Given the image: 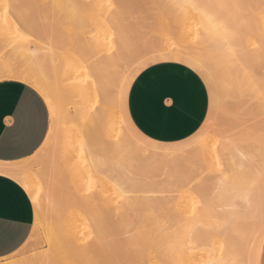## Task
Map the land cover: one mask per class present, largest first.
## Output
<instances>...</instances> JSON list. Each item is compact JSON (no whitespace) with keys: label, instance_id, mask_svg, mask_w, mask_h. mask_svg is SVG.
<instances>
[{"label":"bare ground","instance_id":"obj_1","mask_svg":"<svg viewBox=\"0 0 264 264\" xmlns=\"http://www.w3.org/2000/svg\"><path fill=\"white\" fill-rule=\"evenodd\" d=\"M24 1L25 0H0V12L1 10H3L4 12L3 11L2 12L4 14L7 13L5 11V8H7L8 9L7 11L11 10L12 14L16 15V17L20 19V21H22L23 24L27 25L29 28L34 29V24L28 18L29 16L27 18L25 17L22 18L18 16L20 14V5H24L22 4ZM48 1L52 5V7L56 8V10L57 8H59L58 10H60V8L63 9L64 2L62 0H48ZM73 1L74 0H72V2ZM89 1L94 5L95 9L97 10V12L95 11L96 14L98 13L100 15V12L102 11L101 0H89ZM61 2L63 3L62 5ZM168 2H169L168 7L171 8L172 10L173 9L179 10L181 11V13L182 12L184 13L183 15L186 14L188 15V14H192V12H196V16H198L201 19L202 29L200 31V35L204 39L203 41L207 42V44L203 46V49L205 52H207V54H209L208 57L211 59V63L213 64L212 66H214V68L217 67L218 69L220 68L219 71L220 70L223 71L222 67H224L230 62L231 64L234 65H237V63H239L240 65V63H243L247 66H253L257 64L258 66H261L262 64H264V48L261 47L262 45H264V9L261 8V5L264 4V0H242V1L193 0V2L195 3L206 6V8L198 9L196 11H191L190 9L170 7V5H172L173 3L182 2V0H168ZM67 3L68 2H66V4ZM75 3L76 2L74 1V5ZM226 3H234V4L237 3V5H235L234 7V10L232 9L233 12L231 14H229L230 12H225V11H229L228 9L225 10L224 5H226ZM233 5L231 8H233ZM248 5H252L254 7H248ZM68 7L69 5L67 6V9H69ZM73 8L75 9L76 7L72 6L71 9ZM53 10L55 9L53 8ZM68 11H70V9ZM202 11H206L208 15L202 16L201 15ZM119 12L120 11L117 10L112 15H108L107 13H102L101 14V18H102L101 22H103L102 24L110 20L112 21L117 20L116 22L119 24L118 21L120 17ZM3 13L2 15H0V42H3L4 44L8 43L7 46L12 44L11 42H14L13 46L15 45L16 46L13 47V49L19 50V52L21 53H25L27 55V59H30L32 57H37L38 56L37 52L39 50V46L36 47L37 44L33 43L34 49H30L29 47H27L28 44H26L27 46L22 47L23 44H21V41H20L21 44L20 46L22 48L17 46L15 40L17 38H21V39L24 38L22 37V35L20 36V32H19L20 30L16 26L17 24L15 23V21L12 20L11 14L7 13V15L6 14L3 15ZM65 13H67V11ZM74 13L76 15L77 12ZM74 13L72 12V15ZM209 16L212 17V23L209 22ZM97 17L99 18V16ZM97 21L100 22V20ZM216 25L224 26V29L226 30L227 35L229 36V41L227 43L223 40H220L214 34L215 31L214 26ZM184 40L185 38H180L179 41L182 42ZM30 42L31 40L29 41V43ZM155 51L156 50H154V52ZM179 51L180 53H178V55L169 54L168 52L167 53L163 52L158 54L155 53L156 54L155 56L152 57L148 56L144 60L141 59L142 61H140L136 65L138 66L137 68L138 70L136 73H138L139 70H141L146 65H149L151 63L161 62V61L165 62L168 60L169 61L183 60L187 62L186 63L187 65L188 64L192 65V67H190L191 69L199 70V72L203 70L204 77L205 78L206 76L209 77L205 68H203V64L204 62H206L205 59H208V57L202 59L199 50L192 48V45L184 46V48L180 49ZM45 58H42L44 59L43 60L44 62L42 60L40 61L41 64L44 63L43 69L39 67V69L41 68L42 70H39L38 67L33 66L34 60H32L33 62L32 64H29L27 61L24 62L23 60L22 65L21 64L18 65V63H11L8 61H1L0 78H10L21 81H27V83L30 84L33 88L39 89L41 92H43L44 99L46 98L47 100H50L51 104L56 107L57 118L54 117L50 125L51 134H49V132L46 134V137L42 145L43 147H48L49 154L46 157V159L47 161H50L52 163L51 165L53 166V171L55 172V174L59 175L57 171H62L63 176L65 175L64 176L66 179L65 188L67 190V194L66 196L65 195L63 196L62 194V196L65 197L64 202L63 200H61L62 197L60 196L59 193L58 196H55L56 193H54V189H53L54 188L53 184L55 183L52 182L53 180L52 178L54 177L55 174L51 178L48 177L49 180L52 179L50 181L46 176L45 179L40 180L34 177V175H32V173L28 169L29 165L27 166V163L24 160L18 162H12V163L11 162L5 163L0 161V174L7 176L15 180L17 183H19L25 189L28 195H30L29 197L32 203L34 202L36 204V205L34 204L36 208L38 206L37 205L38 199L42 198L47 205V209H45L47 211L46 215L49 214L48 216H51L52 219H54L52 220L54 222L50 221L51 224L49 223L48 226L47 225L45 226L46 233L44 232L45 235H47V237L46 236L45 237L47 238L48 243L51 247L50 250L48 248V250L50 251V252L48 251L49 254L43 253L44 256L41 255L38 256V258H33L34 261L28 260L27 262L26 260L21 259V261L17 260V262L10 264H218L217 263L218 260L220 261V264H248V261L250 258H252L253 254H254V259L257 262L259 244L264 234V211H262V208H264V204H262L261 202V194H259L260 197L256 195L257 193H261V191H259V189H256V191L258 190L259 192L253 191L255 195L252 194L249 200L238 198V196L235 194L237 190L242 188V183H244L245 181H248L249 183V180L247 179H251V178L247 176L246 177L247 179L244 180V182H241V185H239L240 184L239 182V184H237L239 186H236V184H234L235 180L233 181V185L231 184L233 177L236 176V173L235 175L232 173L236 171L234 170L231 173L232 175H234L233 177L231 175L228 176L226 173L223 172L224 174L222 173V178L225 175L226 176L224 178L230 177L231 179L230 178L229 179L231 180V183L229 180L226 179V183H228L226 184L225 180H223L224 178L223 179L218 178L217 179L218 181H216L218 184H220L221 186L222 185L224 186V184L228 185L225 186V189L223 187L224 189L223 191L222 190L219 191L222 192L221 196L218 194L220 197L216 198L215 195L214 196L215 200H213L215 201V203L213 204H212V199L210 197L209 198L207 197L208 200L206 201V203L204 205H200V207L194 212L190 211V206L191 204H193L191 203L192 200L196 198L193 196L191 191L194 188L192 186H188L190 185L189 181L188 182L183 181L184 182L183 184L181 182H178L176 186L177 188L175 187L174 190L169 189V191H173V193H175L172 197L173 200L171 201V203L173 202V204L170 205L169 208L165 207L164 201L167 200L165 195L162 196H164L166 200H164L163 197H160V194L158 195L159 197L157 196V194H156L157 197L151 194L152 198L150 199H147L145 196L144 199L141 197L142 195L141 196L139 195V197H137L138 195L135 196L132 193H131L132 195L131 194L126 195L125 193H128L129 189L133 190L135 188L136 190L137 189L143 190L144 187L146 188V190L152 189L153 193L154 192L158 193L159 191L163 193L164 192L163 189H166V186L164 187V184L160 185L158 182L159 179L158 180L154 179V182H158L156 185L152 180H148L150 182H147L148 184L146 183V185H143V183L142 184L137 183V181L134 182L126 181L125 178H124L125 181L123 180L117 181V178L115 179V181H113L114 177L112 178V184L111 182H107L106 181L107 179L104 180L102 178V169H103L102 165L105 164L109 154L110 156L111 155L113 156L112 153L115 152V154L117 155L116 151L119 153L126 148L127 150H129L130 147L134 145L135 147L133 148H136L137 143L135 144V142L137 141H135L133 139L134 137L131 136L133 134V136L135 135L137 140L138 139L140 140V141L138 140L139 144L143 142L145 143L144 145L151 146L150 149L151 152L149 151L150 156L147 155V157L149 156L147 158L149 162L146 160L145 165L146 166L150 165L151 167L154 168L157 163H160L161 161H163L161 163H164V161H166V158L164 157L165 155L176 154L178 152L176 146L177 143L179 142L162 143L160 141L150 139L145 135H143L135 127L128 114L127 96L131 83L133 82L132 79L136 74H134L132 78H130L129 80L127 79L128 81L120 89L118 95L113 96L114 93L116 92L113 93L111 91V84H110L111 82L109 80V77L112 76L109 70L110 67L113 66L114 63L113 58L96 59L95 61L92 62V64L90 63L91 64L90 67L83 65L81 63L82 61L80 60V58L78 59L75 56L74 57L71 56L70 63L66 61L54 63V60H52V58L50 57H47L50 59H45ZM38 59L40 58H37V60ZM210 59L208 60L210 61ZM124 60L126 63L127 62L126 59L123 58V61ZM128 63L131 64V66L133 65L132 62L131 63L128 62ZM21 66L22 67L24 66V68H21ZM118 71L121 72L120 69H118ZM228 71L230 72V70ZM237 71L240 73L241 76L240 80L234 78V80H232L231 82L232 85L230 84V88H228V90H230L231 92L234 91L235 93H237L238 96H242L243 93L249 94L256 92V96H258L257 98H259L260 90L261 88H264V71L263 73L260 72V75L262 76L259 78H254L252 74L255 73L250 71L247 72L241 66L237 68ZM114 72L115 73L117 72L116 69L114 70ZM130 73H129L130 75L133 74L132 71ZM121 76L123 77L122 74ZM61 79L67 80L66 81L67 84H65L64 81L63 83L65 85L64 86L62 84L60 85L59 80ZM122 91H123V95H122ZM73 99H76L79 105L85 109L84 111L85 119L84 120L79 119L80 112L77 110L78 112L76 111L77 113L75 112L76 114L70 117L73 126L71 122H70L71 126L70 124L69 126L68 124L66 125L67 122H65V126H60L61 122L58 123L57 121V119L59 118L58 115H60L58 114V106H62V104H66L65 102L66 101L68 102V100L73 102ZM253 103L254 102H252V105ZM260 105L264 106V104L261 103ZM120 108L123 112V116L125 119L124 121L126 123L125 130H127V133L129 131L130 134L131 133L132 134L130 135L131 136L130 138L125 137L126 133L124 134V136L123 134H121V136L124 137L125 139L121 138L122 140L121 139L119 140L120 144L118 143L117 140L116 142L114 141L115 144L112 145V147L110 148L106 140L110 138L119 139L116 138L117 137L116 134L118 133V131L116 133V130H119L117 129L119 128L117 127V121H118L117 116H119ZM263 111L264 110L262 109V112ZM59 113H61V110ZM119 120H121V118ZM54 135H56L57 138L56 136L54 137ZM129 139L131 140V142L128 144V142L130 141ZM213 139L210 140L213 141ZM45 140H47V143H45ZM127 140L129 141L127 142ZM124 141L129 146L131 143L133 142L134 143L131 144V146L128 149L126 144L124 145ZM211 143L212 142H210L209 145ZM132 150L134 151L135 149ZM132 150L130 149L131 153L129 154H128L129 151L128 152L125 151L126 152L125 154H127V156L129 155L131 156V154H133L132 155L133 157L136 153L140 154L139 151L137 150L136 152L134 151L135 152L134 154ZM210 150H214V149L211 147ZM109 151H112V153H110ZM123 152L122 154H124ZM235 152L236 151H234V153ZM138 154L136 155L142 156L141 154L140 155ZM206 154L205 157L206 158L209 157L206 156ZM227 154L231 155L232 152L229 151ZM232 156L235 155L232 154L231 158ZM78 157L81 159L79 160ZM235 157H233V159ZM170 158L172 159L171 156ZM231 158L229 157L228 159ZM171 159L169 160L168 158V165L166 164L167 166L170 165L169 162H171ZM216 159H214L215 162L217 161ZM130 160L128 159V161ZM143 160L145 161V159ZM211 160H207L208 164L210 163L209 161ZM231 160H229V163ZM134 161L136 162L138 160H136L135 158ZM141 162L142 161H139V163ZM151 162L153 163V166ZM178 162L180 163V161ZM176 163L174 160V163L170 165L171 170L172 169L174 170V168L176 169L177 167L176 165H178ZM173 164L176 165L173 166ZM163 165L165 164H162L159 167L161 168ZM236 165L237 164H235V166ZM238 165L240 166V164ZM130 166L132 167V165ZM124 167L122 169H119V171L120 170L123 171ZM147 167L143 168V166H141L143 171L145 170V168L148 170L149 168ZM180 167L181 166L177 168V171H179L178 169H180ZM136 168H140V167H136ZM155 168H157V166ZM162 168L164 169V166ZM192 168H194L193 165ZM220 168L221 167H219V169ZM117 169L118 168L116 167V170ZM263 169L264 168L262 167L261 170ZM111 170L112 169H110V171ZM150 170L153 171V169ZM171 170H169L168 167L167 170L168 173L165 172V174H167L169 179L171 176L170 181L172 182L176 177H178L176 176V174L178 173H176L177 171L174 170V172L173 173L171 172V175L169 176L168 174H170ZM180 170L183 171V169ZM194 171L195 170H193V172ZM197 171L195 172L196 174H198ZM244 171L245 170H243V173ZM190 172L191 171H189V173ZM151 173L150 175L155 174V172H153L152 174ZM252 173L254 172L252 171ZM238 174H241V172L240 173L238 172ZM244 174H241V176ZM150 175H146V176H150ZM262 175L264 176V174ZM128 176L126 175L125 177ZM167 176H164L166 177V180L168 179ZM245 176L246 175H244V177ZM204 177L205 176H203L202 178L205 180L206 179L210 180L212 178L211 176L210 179L208 177L207 178ZM239 177L237 175L236 178ZM244 177L243 179H245ZM172 178L174 179L172 180ZM178 178H181V176ZM261 178L263 177L261 176ZM59 179H61V177H59ZM59 179L56 182L60 181ZM133 179L134 177L132 178V180ZM141 179L139 178L138 180ZM214 179L215 178H213V180ZM258 179L255 178L254 180H257L258 182ZM127 180L129 179L127 178ZM179 180L180 179H177V181ZM183 180H185V177ZM219 180L224 181V184ZM144 181L145 182L147 181L146 178L145 180L143 179L142 182ZM171 182L168 183L170 184V186L173 183H174L173 185L177 183L176 179L175 182L172 183ZM210 182L213 183L212 180H210ZM259 183L263 184L262 181ZM158 184L160 186H157ZM199 185L201 186V184H198L196 187H198ZM217 185L215 187H221ZM243 185L250 186L249 184H246V182ZM251 185H253V183ZM202 186L200 188H202ZM262 186H264V184ZM158 187H160L161 189H159ZM257 187L259 186L257 185ZM243 188L245 189L244 186ZM247 188L248 187L246 186V190ZM142 190L140 192H142ZM146 190L144 189V192ZM204 190L202 188L203 192ZM152 191L150 190V192ZM145 193H149V192L146 191ZM205 193L207 194V192ZM145 195L147 197L148 196L151 197L150 193L149 195L147 194ZM168 197L170 196L168 195ZM152 199L154 200L156 199V201L152 202L153 201ZM195 204L196 203H194V205ZM166 208L168 209V211L170 210V212H167ZM41 209H39L38 207V210ZM126 229H128V235H125L127 234ZM221 235L222 237H219ZM241 252H244V255L246 254L245 256L246 261H241L243 259V258L240 259ZM39 258L40 260L36 261ZM5 264H9V263L5 262Z\"/></svg>","mask_w":264,"mask_h":264},{"label":"rangeland","instance_id":"obj_2","mask_svg":"<svg viewBox=\"0 0 264 264\" xmlns=\"http://www.w3.org/2000/svg\"><path fill=\"white\" fill-rule=\"evenodd\" d=\"M62 1L64 2V6H63V9L60 8V10H61L60 11V10H58L59 8H57V10H56L55 7H52V5L49 3L48 0H27V1L25 0L22 3L24 5H20V14L21 15L20 14L19 15L17 14V15L19 17H22V18L23 17L27 18L29 16L28 18L34 24V29L29 28L27 25L23 24L22 21H20V19H18L16 17V15L12 14L11 10L7 11L8 14L9 13L11 14L12 20L15 21V23L17 24L16 26L20 30L19 31L20 36L22 35V37L24 38V39L17 38L15 40L17 46L21 47L20 45L23 44L24 46L22 45V47H25V46H27L26 44H28L27 47H29L30 49H34L33 43H35V44H37L36 47L39 46V50L37 52V54H38L37 57H32L33 59L32 58L27 59V55L25 53H21V52H19V50L13 49V47L16 46V45L13 46L14 42H11L12 44H10V41H9L10 45H8V46H7L8 43H5L6 44V46H5V44L3 42H0V44H1L0 45V63H1V61H8L11 63H18V65L19 64L22 65L23 60H24V62L27 61L29 64H32L33 63L32 60H34L33 66L38 67V69H39V67H41L43 69L44 63L41 64V62H40L41 60L42 61L44 60L42 58H45V57H46L45 59L52 58V60H54V63L63 62V61L70 63L71 62V56L72 57L75 56L78 59L80 58V60L82 61L81 63L83 65L90 67L92 62L95 61L96 59L113 58L114 63H113V66H111L110 70H109L110 73L112 74V76L109 77V80L111 82L110 83L111 84V91L113 93L116 92V93H114L113 96H116V95H118V92L120 91V89L126 84V82L130 78H132V76L134 74L137 75L143 69L142 68L141 70H139L138 73H136L138 70L137 69L138 66H136V65L140 61L147 58L148 56L152 57L158 53H163V52H165V53L168 52L169 54L178 55V53H180L179 50L184 48V46H187V45H190V46L192 45V48L199 50V53H201L200 55L202 56V59L207 58L209 55L203 49V46L205 44H207V42L206 41L204 42L203 41L204 39L200 35V31L202 29V24H201L202 22H201V19L198 16H196V12H192V14H188V15L187 14L183 15L184 14L183 12L181 13V11H179V10H174V9L172 10L171 8H169L168 7L169 6L168 0H101L102 11L100 12V15L98 13L96 14L97 10L95 9L94 5L89 0H74L76 2L75 5H74V1L72 2V0H69V1L62 0ZM65 1L68 3L70 2L69 4L67 3L69 5L68 8L70 9V11H68L69 10V9H67L68 5L66 4ZM240 1H242V0H240ZM62 4L63 3L61 2V5ZM233 4L234 3H226V5H224L225 10L228 9L229 11H225V12H230L229 14H231L233 12L232 9L234 10V7H235V5H237V3H235L234 5ZM34 5H39V7H34ZM77 5H79L81 7H79ZM227 5H231V7L233 5V8L226 7ZM72 6L73 7L75 6L76 8L75 9L73 8L74 9L73 10V9H71ZM53 8L55 10H53ZM64 8H65V11H64ZM117 10L120 11L119 12L120 17L118 19L119 24L116 22L117 20L116 21L110 20V21L102 24L103 23V22H101V20H102L101 14L102 13H107L108 15H112ZM2 11L3 10H1L0 15H2V13L4 12V11L3 12ZM41 11L43 14L41 13ZM66 11H67V13H65ZM72 12L73 13L77 12V13H76V15L74 13L73 14L74 16H73ZM7 13H5V14L7 15ZM5 14L3 13V15H5ZM97 16H99V18ZM50 19H52L53 21ZM95 19L100 20V22H98ZM43 21L45 24L43 23ZM118 25H120V26H118ZM51 26H52V28H51ZM45 28H47V29H45ZM127 37H128V39H127ZM180 38H185V40L181 42V41H179ZM28 40L29 41L31 40V42L29 43ZM20 41H21V44H20ZM100 42H102V43H100ZM131 43H134L135 45L131 44ZM11 45H12V48H11ZM195 45H197V46H195ZM181 46H182V48H181ZM131 48H132V50H131ZM154 50H156V51L154 52ZM129 51L131 54L129 53ZM136 51H137V53H136ZM47 57H50V58H47ZM37 58H40V59L37 60ZM123 58L126 59V61H127L126 63L128 65L125 63V60L123 61ZM208 59H210V58L208 57ZM208 59H205L206 62H204L203 68H205L209 77L206 76V78H205L203 75L201 78L204 80V82L207 86V89H208L209 109H208V113L206 115V118H205L204 122L201 124V126L199 127V129L192 136H190V137H188L182 141H179V143H177V146H176V149L178 152L176 154L165 155L164 157L166 158V161H164V163H161L163 161H161L160 163H157V164L155 163L157 168H155L156 167L155 166L154 167L155 169H154L150 165H147L148 167L145 165L147 158L150 156L149 151L151 152V150H150L151 146L144 145L145 143H143V142L139 144L138 142L140 140L138 139L139 140L138 141L137 138L135 137V135L133 136L132 133H131L132 134L131 135L129 131L127 133V130H125L126 129V123L124 121L125 119L123 116V112L120 108L119 116H117V120H118L117 121V127H119L117 129H119V130H116V133L118 131V133L116 134V136H117L116 138H119V139L110 138V139H107L106 141L108 142V145L111 148L112 145L115 144L116 140L119 143V140L121 138L122 139L124 138L121 136V134H123V136H124V134L126 133L125 137L130 138L132 136V137H134L133 139L135 141H137V142H135V144L137 143L136 144L137 149L133 148V147H135V145L131 146V144L134 143L133 141H132L133 143L130 144V146L132 148L128 145L131 142L130 139H129L130 141L127 140V142L129 141L128 144L125 143V141H126L125 140L124 145L126 144L128 149H129V147L131 150L135 149L134 150L135 152H136V150L139 151V153L142 156H137L136 154H138V153L135 154V152L133 150L132 151L135 154L134 157L132 156L133 154H131V156L130 155L127 156V154H125V153L129 151L128 152V154H129L131 152H130V149L129 150H127V148L124 149L125 146L123 147L124 152L121 151V152H119L120 153L119 154L116 151L117 155L115 154V152L112 153V151H109L110 153L113 154V156L112 155L110 156V154H109L110 157L108 156L105 164L102 165V167H103L102 178L104 180L107 179L106 181L111 182V184H112V178L114 177L113 181H115V179L117 178V181H120V180L133 181V182L137 181V183H141V184L143 183V185H146L147 182H150L148 180H152L154 182V179H156V180L159 179V181H158L159 184L160 185L164 184V187L166 186V189H163L164 194L160 191H159L160 193L159 192L153 193L152 189H148V187H147L148 190H146L145 187L143 188V190L142 189L136 190L134 188L133 189L134 191H133V190L129 189L130 192L128 190V193H125V194L130 195L132 193L135 196L138 195L137 197H139V195L140 196L142 195L141 197L144 199H145V197L147 199H150V198H152V195H155V197H157L159 194H160V197L164 198V196H162V195H165L167 200H168V203H167L166 198H164V200H166V201H164L165 207H168V208L170 207V205L173 204V202L171 203V201L173 200L172 197L175 194V193H173V191H169V189L174 190L175 187L177 186L178 182H181L183 184L184 182L189 181L190 185H188V186H192L194 188L191 191H192L193 196L196 198V199L192 200V202H191V203H193L190 206V211H192V212L196 211L200 207V205H204L206 203V201L208 200L207 197L208 198L210 197L212 199V204H213V203H215V201H213V200H215L214 198L215 197L218 198L221 196L222 192H219V191H221V190L223 191L225 189V186H228V185H226V184H228V183H226V179L229 180L231 183L230 177H229L230 179L228 177L224 178L226 176L225 175V176H223L224 179L222 178L223 172L226 173L228 176L231 175L232 177L236 173V176H234L232 179V183H231L232 185H233L234 180L236 182V183L234 182V184H236V186L241 185V182H244V180H246L247 179L246 177L248 176L251 179H247V180H249V183H248V181H245V182H246V184H249L250 186H248V185H246V186L248 188H250L252 191L248 188H247V191L248 190L251 192L261 191L262 185L264 184V182H263L264 176L262 175V174H264V172H263L264 169L261 170L262 167L264 168V111L262 112V109L264 110V106L260 105L261 102H260L259 98H257L258 96H256V92L249 93V94L243 93L242 96H238L237 93H235L234 91L231 92L230 90H228V88H230V84L232 85L231 82H232V80H234V78L237 80H240L241 76H240V73L237 71L238 67L241 66L247 72L250 71V72L255 73V74H252L254 76V78L261 77L262 75H260V72L263 73L264 68H262L261 66H258V64L253 65V66H247L243 63H240V65H239V63H237V65H234V64H231V62H230L227 65H225L224 67H222L223 71H221V70L219 71L220 68L219 69L217 67L214 68V66H212L213 64L211 63V59H210V61ZM117 61H118V63H117ZM35 62H36V65H35ZM128 62H130V63L132 62L134 67H133V65L131 66V64H129ZM161 62H164V61H161ZM170 62L180 63L181 60H172ZM37 64H38V66H37ZM184 65L188 66L186 63H184ZM132 67H133V69H132ZM21 68H24V66L23 67L21 66ZM41 68L39 70H42ZM115 69L117 71L116 73L114 72ZM118 69H120L122 73L119 72ZM254 69L256 70V72ZM228 70H230V72ZM131 71L133 73L132 75H130ZM194 71H196L198 74L201 72L203 73V70L201 72H199V70H194ZM120 73L123 75V77L121 76ZM114 74H116V75H114ZM136 75H134V78L136 77ZM119 76L122 78H120ZM221 77H223V78H221ZM134 78L132 79V81L134 80ZM1 80H16V79L0 78V81ZM209 80H211V81H209ZM16 81H20V82L25 83V81H21V80H16ZM66 81L67 80H65V79H61V80H59V84L60 85L62 84L64 86L65 84H67ZM226 81H228V82H226ZM25 84L32 87L28 83H25ZM33 89H35V88H33ZM43 100H44V98H43ZM252 102H254L253 105H252ZM65 103L66 104H62V106L57 105L58 106V114H60V115H58V117L59 118L61 117L60 119L58 118L59 120L57 119L58 123L61 122L60 126H65V122H67L66 125L68 124V126H69V124H70V126H71L72 122H71L70 117H72V115L76 114L78 111L80 112L79 113V119L80 120L85 119V115H84L85 109L79 105V103L76 99H73V102L68 100V102L66 101ZM252 107H254V108H252ZM47 108H48V106H47ZM60 110H61V113H59ZM247 110H249V111H247ZM48 111H49V127L48 128H50V125H51L54 117L57 118V110H56V107L51 104V110H49V108H48ZM120 114H121V116H120ZM82 116H83V118H82ZM119 117L121 118L122 121L119 120L120 119ZM72 126H73V123H72ZM123 131H125V132H123ZM201 132H203V136H200ZM47 133H48V130H47ZM55 136L56 135H54V137ZM119 136H121V137H119ZM45 137H46V135H45ZM56 138H57V136H56ZM210 139H213V141ZM209 140H210V142L213 143L214 147H213L212 143L210 145L214 150H210L211 147L209 145V143H210ZM112 141H113V143H112ZM214 141H215V143H214ZM42 143H43V141H42ZM42 143H41V145H42ZM141 144H142V146H141ZM138 145L141 147H139ZM113 147H115V146H113ZM38 148H39V151L36 150L32 155H30L26 158L19 159L16 161H11V162H18V161L24 160L27 163V166L29 165L28 169L30 170L32 175H34V177H36L37 179H40V180L45 179V176L47 178L48 177L51 178V177H53L55 172L53 171V166L51 165L52 163L50 161H47V159H46V157L49 154L48 153L49 152L48 147H42L41 148L39 146ZM204 151L208 154H206ZM211 151H213V152H211ZM227 151L232 152V154L235 155L236 157L232 156V158H231L232 154L228 155ZM234 151H236V152L234 153ZM122 152L124 154H122ZM140 154H138V155H140ZM205 154H206V156H209V157L206 158ZM210 154L212 157L210 156ZM121 155H123V156H121ZM147 155H149V156L147 157ZM125 156H126V158H125ZM170 156L172 157V159L170 158ZM127 157H129V158H127ZM130 157H131V160H130ZM144 157H146V158H144ZM164 157H162V158H164ZM229 157L234 161H232L231 159H228ZM233 157H235V158L233 159ZM135 158L138 161L135 162L134 161ZM168 158H169V160L171 159L172 163H174V160H175V163L180 161V163L178 162L176 164L181 166L182 168L180 167V169H183V171H184L183 172L180 169H178L179 171H177V168H179V166L176 164H173V166H175V165L177 166L176 169L174 168V170L177 171L176 173H178V174H176V173H174V174H176V176H178V177L181 176V178H178L175 176L177 183H175V185H173L174 184L173 183V184H171V186L168 183L171 182L170 181L171 180L170 175H171V172L172 173L174 172V170L172 169L173 170L172 171L170 169L171 168L170 165H172L171 162H169L170 165L167 166L168 165ZM212 158H214V159L217 158L216 162L218 163L219 166L217 165L215 160ZM44 159H46V160H44ZM78 159L80 160L81 158L78 157ZM128 159L130 161H128ZM143 159H145V161ZM186 159H187V161H186ZM121 160L125 161V162H122ZM207 160H211L212 162L209 161L211 164L210 163L208 164ZM229 160H231L230 163H229ZM44 161H46V162H44ZM139 161H142V162L139 163ZM150 161H151V159H150ZM46 163H48V164H46ZM234 163L237 165L235 166ZM162 164H165V165H163L165 170L162 168L163 166L161 168L159 167ZM194 164H195V166H194ZM233 164H234V166H233ZM238 164H240V166ZM124 165H125V167H124ZM130 165H132V167ZM139 165L143 166V168L147 167L149 169L147 170L145 168V170L143 171V169ZM192 165L194 168H192ZM226 165L228 166V168ZM128 166H129V169H128ZM152 166H153V163H152ZM109 167H110V169H112L111 171H110ZM116 167L118 168L117 170H116ZM123 167H124L123 171L125 170L126 172L125 171L123 172L121 170H120L121 172L119 171V169H122ZM136 167H140V168H136ZM168 167H169V170H171L170 174H168L170 176V179L168 178L167 174H165V172L168 173V171H167ZM219 167H221V168L219 169ZM224 167H226L227 169ZM211 168H213V169H211ZM241 168L243 170H245L244 171L245 174L243 173V170ZM107 169H108V171H107ZM150 169H153V171H151ZM193 170H195V171L193 172ZM234 170L236 172L232 173ZM109 171L112 173H110ZM189 171H191V172L189 173ZM196 171L198 174L195 173ZM252 171L254 173H252ZM261 171H262V173H261ZM151 172L152 173L155 172V174L153 175ZM238 172L239 173L241 172V174L246 175L245 177H244V175H242L245 179H243L241 174H238ZM57 173H59V175L55 174L54 175L55 178L53 177L52 178L53 180L52 179H50V180H52V182L55 183V184L52 183L53 187H54L53 188L54 193H56L55 196H58L60 194V196L62 197V198L61 197L60 198L64 202L65 197H63V196L64 195L66 196V194H67V190L65 188L66 187V184H65L66 179L64 177L65 175L63 176L62 171H57ZM150 173L152 175H150ZM192 173L193 174L195 173V174L193 175ZM231 173L234 175H232ZM250 173H252V174H250ZM257 173L259 174V177H258ZM60 174H62V175H60ZM159 174H161V175H159ZM214 174L216 177L214 176ZM115 175L118 177H116ZM126 175L127 176L129 175V176L125 177ZM146 175H150V176H146ZM192 175H193V177H192ZM237 175H238V177L239 176L240 177L236 178ZM164 176H167L168 179L166 180V177H164ZM203 176H205L204 178L208 177L209 179L212 177L210 180H212L213 183H211L210 180H208V179H206V180L203 179L202 178ZM261 176L263 178H261ZM59 177H61V179H59ZM133 177L135 180L134 179L132 180ZM141 177H142V179H141ZM184 177H185V180H183ZM124 178H125V180H124ZM127 178L129 180H127ZM139 178L141 180H138ZM145 178L147 181L142 182L143 179L145 180ZM213 178H215V179L213 180ZM218 178L219 179L222 178L223 180H225L226 184H224V181H221V180H219V181H221L224 184V186L223 185L221 186L220 184H218L216 182V181H218L217 180ZM255 178L256 179L259 178L258 182H257V180H254ZM58 179L60 180V181H58L59 183L56 182ZM173 179L174 178H172V180ZM175 179L172 182H175ZM177 179H180V180L177 181ZM48 180H49V178H48ZM138 181H141V182H138ZM152 181H151V183H152ZM261 181L263 184L259 183ZM158 182H154L155 185ZM208 182H210V183H208ZM239 182H240V184H239ZM203 183H204V185H203ZM244 183H242V188L244 186L246 189V186L243 185ZM250 183L251 184L253 183V185H251ZM159 184L157 186H160ZM193 184H195V185H193ZM198 184H201V186L203 185L202 186L203 190L204 189H206V190H204V192H203L202 188H200L201 187L200 185H199L200 187L199 186L196 187ZM237 184H239V185H237ZM259 184H261V185H259ZM216 185L221 186V187H215ZM257 185L259 187H257ZM255 186H256V188H255ZM186 187H187V185H186ZM205 187H207V188H205ZM223 187H224V189H223ZM158 188L161 189L160 187H158ZM209 188L211 190V193H210ZM144 189L147 192H149L150 195L152 194L151 197L148 196L149 197L148 198L145 195V194L149 195V193H145L146 191L144 192ZM214 189H216V190H214ZM256 189H259V191L258 190L256 191ZM141 190H142V192H140ZM150 190L152 192H150ZM60 191L61 192L64 191V192L61 193ZM205 192H207V194ZM254 192L252 194L255 195ZM62 194H63V196H62ZM156 194H157V196H156ZM259 194H261V193H257L256 195L259 196ZM168 195L170 197H168ZM153 198H154V196H153ZM168 198H170V199H168ZM152 200H153L152 202L156 201V199L155 200L152 199ZM193 201H195V202H193ZM194 203H196V204L194 205ZM34 204L35 203L33 202V205ZM37 205H38L37 208L34 206V222H33V226H32V230L30 232V235L28 236V238L26 239L24 244L17 251H15L14 253H12L6 257L0 258V264H5V262L10 264V263L17 262V260L21 261V259L26 260L27 262H28V260L34 261L33 258H38V256H41V255L44 256V254H49V252H50L49 250L51 247H50L48 240L46 238L47 235H45V233H46V227L45 226L46 225L48 226L49 223L51 224V222H54V221H52L54 219H52L51 216H48L49 214L46 215L47 211L45 209H47V205H46V202L42 198L38 199ZM38 207H39V209H41V208H43V209L38 210ZM36 209H37V211H36ZM167 212H170V210L168 211V209H167ZM126 230H127V234H125V235H128V229H126ZM219 237H222V235ZM48 248H49V250H48ZM47 256H49V255H47ZM245 256H246V254L244 255V252L240 253V259L243 258L241 261H246ZM39 260H40V258L37 259L36 261H39ZM217 263L220 264V261L218 260Z\"/></svg>","mask_w":264,"mask_h":264},{"label":"crops","instance_id":"obj_3","mask_svg":"<svg viewBox=\"0 0 264 264\" xmlns=\"http://www.w3.org/2000/svg\"><path fill=\"white\" fill-rule=\"evenodd\" d=\"M29 85L16 80L0 81V161L11 162L32 155L45 139L49 111L41 99L38 113L18 109ZM209 109V93L201 76L177 62L147 65L134 78L127 96V110L135 127L146 137L162 143L182 141L192 136L204 122ZM33 124L43 129L44 139L22 134ZM12 163V162H11ZM0 258L17 251L26 241L34 222V205L25 189L0 174ZM264 251L261 238L257 264Z\"/></svg>","mask_w":264,"mask_h":264},{"label":"snow or ice","instance_id":"obj_4","mask_svg":"<svg viewBox=\"0 0 264 264\" xmlns=\"http://www.w3.org/2000/svg\"><path fill=\"white\" fill-rule=\"evenodd\" d=\"M34 7H39V5H34ZM170 7L173 8H181V9H190L191 11H196L198 9H204L206 6L198 4L193 2V0H182V2L173 3L170 5ZM226 7H231V5H227ZM248 7H254L252 5H248ZM261 8L264 9V4L261 5ZM7 8H5V11L7 12ZM202 16L208 15L206 11L201 12ZM209 22L212 23V17L209 16ZM214 34L220 39L225 41L226 43L229 41V36L227 35L226 30L224 29V26L222 25H216ZM264 48V45L261 46ZM182 64L187 63L186 61H181ZM189 67H192L191 64H188ZM262 68H264V64L261 65ZM201 76H203V73H200ZM15 78V77H13ZM27 83V81H25ZM123 95V91H122ZM44 98V93L41 92L39 89H35L34 91H29L28 89L25 90L24 94L20 97L18 109L23 112L26 108L31 110L33 113H38L42 108L41 99ZM259 100L261 104H264V88H261ZM44 103H46L49 107V110H51V101L44 99ZM49 134H51V128L47 129ZM22 134L29 135L30 137H37V132H39V137L36 139V143L39 144L40 139H44L43 137V129L40 128L38 125L33 124L30 128H22L21 129ZM200 136H203V132L200 133ZM45 143H47V140H45ZM42 148L43 145H40ZM39 151V148L37 149ZM238 198L249 200L252 193L247 191L244 188H241L236 191L235 193ZM261 202L264 204V186L261 188ZM262 211H264V208H262ZM3 227V222H0V229ZM248 264H257V262L254 259V254L252 255V258L249 259ZM259 264H264V251L261 253V258L259 260Z\"/></svg>","mask_w":264,"mask_h":264}]
</instances>
